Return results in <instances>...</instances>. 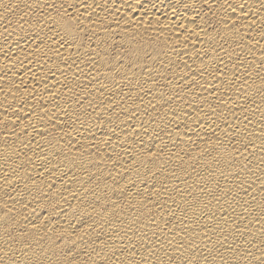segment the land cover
Segmentation results:
<instances>
[{
	"label": "bare ground",
	"instance_id": "6f19581e",
	"mask_svg": "<svg viewBox=\"0 0 264 264\" xmlns=\"http://www.w3.org/2000/svg\"><path fill=\"white\" fill-rule=\"evenodd\" d=\"M0 264H264V0H0Z\"/></svg>",
	"mask_w": 264,
	"mask_h": 264
}]
</instances>
